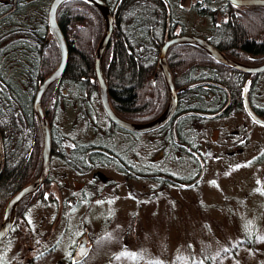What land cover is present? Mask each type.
Masks as SVG:
<instances>
[{
	"label": "trees",
	"instance_id": "obj_1",
	"mask_svg": "<svg viewBox=\"0 0 264 264\" xmlns=\"http://www.w3.org/2000/svg\"><path fill=\"white\" fill-rule=\"evenodd\" d=\"M11 1L0 0V137L3 146L0 220L10 198L38 175L42 136L33 102L40 83L55 70L59 61L57 46L48 32V10H45L48 0H16L14 4ZM169 9L170 5L164 0H114L110 5L113 31L103 54V74L111 108L128 122H150L168 103L167 88L157 62L167 38V25L171 23L167 20ZM235 10L236 7L226 2L222 13L231 14L223 16L213 26L207 41L238 62L250 56L264 58V8L244 7L238 13ZM56 21L68 55L61 78L42 98L50 130L51 157L61 160L77 174H86L95 165L113 167L128 178L152 181L157 192L166 187L181 188L196 183L198 117H181L174 127L175 138L172 120L148 133L130 132L111 123L101 108L93 72L94 52L103 31L100 14L83 1L69 0L58 8ZM166 62L179 90L173 117L190 111H210L206 106L215 110L226 103L227 94L222 88H214V100L210 103L198 102L207 91L198 86L188 87L198 82V70H213L211 79L229 91L232 107L238 108L243 85L240 79L244 74L190 45L170 47ZM201 77L205 76L199 74ZM60 110L69 114L75 112L73 119L78 117L85 122V127L76 128L77 121H74L70 129L72 135L64 133V127L58 122ZM101 120L106 123L105 129ZM89 143L100 145L104 152L88 153ZM23 201L17 205L15 221L4 242L8 238L24 237ZM244 237L246 247L251 248L253 237ZM234 245L237 249L238 244ZM3 249L0 264L24 263L21 248L11 255L7 247ZM209 262L211 260L206 258L205 263Z\"/></svg>",
	"mask_w": 264,
	"mask_h": 264
},
{
	"label": "rangeland",
	"instance_id": "obj_2",
	"mask_svg": "<svg viewBox=\"0 0 264 264\" xmlns=\"http://www.w3.org/2000/svg\"><path fill=\"white\" fill-rule=\"evenodd\" d=\"M193 1L180 5L185 33L204 35L199 29L209 22L199 15L197 19ZM108 2L111 5L114 0ZM75 115L63 110L58 114L59 125L69 136L74 121L76 128L85 127L81 119H73ZM244 124V115L238 113L200 123L196 142L199 138L200 152L207 156L201 183L197 179L187 187H166L163 193L157 192L152 181L125 180L113 167L80 176L53 162L49 175L59 206L32 205L28 223L22 224L24 237L8 238L0 250L7 247L11 255L21 248L27 264H63L71 261V252L84 236L89 252L76 264H206V258L211 260L208 264H264V157L251 162L264 147V135L249 139V144L243 142ZM255 128L264 134V128ZM232 143L239 145L234 155L216 158ZM206 148L210 155L205 154ZM92 179H97L92 187L98 197L86 198L81 190L90 193ZM72 199L78 201L74 206ZM245 235L253 237L251 248L243 242ZM30 244L35 247L28 252Z\"/></svg>",
	"mask_w": 264,
	"mask_h": 264
},
{
	"label": "water",
	"instance_id": "obj_3",
	"mask_svg": "<svg viewBox=\"0 0 264 264\" xmlns=\"http://www.w3.org/2000/svg\"><path fill=\"white\" fill-rule=\"evenodd\" d=\"M69 1V0H52L50 6L48 8L47 13V26L48 32L53 38L59 53V61L58 65L55 70L48 75L39 85L37 92L34 97L33 102V110L38 119L41 136H42V148H41V167L38 176L29 184L21 188L10 200L6 203L2 218L0 221V241L6 236L8 231L10 230L13 217H14V210L18 203L29 194L35 192L45 181L47 173H48V166H49V159H50V151H51V138H50V130L47 121V117L42 108V97L44 93L49 89V87L57 82L66 67L67 63V46L64 40L63 34L60 31L57 21H56V13L58 8L61 6L62 3ZM83 1L92 7H94L101 16L103 22V31L100 40L98 41L96 50L94 52V60H93V72L98 84V97L101 104V108L106 115L107 119L113 123L114 125L130 131L134 133H146L153 131L163 124H165L170 117L173 115L176 106H177V93L179 90L176 89L171 72L168 68V64L166 62V54L170 47L174 45H193L202 49L205 53L210 55L215 61L218 63L241 73L249 74V73H257L264 71V63L258 67H249L242 63H239L222 52L212 46L206 39L201 37L192 36V35H180L172 37L164 42L161 46L158 56V68L160 73L163 77L164 83L167 88L168 93V103L164 109V111L154 120L147 122V123H132L128 122L122 118H120L111 108L109 100H108V93H107V85L103 74V54L105 49L108 45L110 37L113 31V15L109 8V6L103 0H79ZM229 4L236 6V7H262L264 8V0H226ZM198 86V82L189 85L188 87H196ZM224 90L226 88L222 87ZM244 99V106L250 114V116L257 121L258 123L264 124V121L260 118L256 117L249 109L248 103L246 101L245 95H243ZM229 103L227 102L226 105L214 114L207 115L208 117H214L222 112H224L228 108ZM184 115H198L196 111H190L179 115L174 123H173V132L176 121ZM175 137V132H174ZM3 168V146L0 137V173ZM88 252V246L86 245V239L83 238L81 243L79 244L78 248L76 249L73 255V262L81 261Z\"/></svg>",
	"mask_w": 264,
	"mask_h": 264
},
{
	"label": "flooded vegetation",
	"instance_id": "obj_4",
	"mask_svg": "<svg viewBox=\"0 0 264 264\" xmlns=\"http://www.w3.org/2000/svg\"><path fill=\"white\" fill-rule=\"evenodd\" d=\"M103 1L110 8L108 0H103ZM164 1H165V3L170 5V9H169L170 13L168 14L167 20L171 21V23H169L167 25V29H166L167 38L164 40V42L166 40L172 38V37H175V36L188 35V34L185 33L186 23L183 21L185 15L182 16L184 11L180 7V5L185 4V2L187 0H173V1L172 0H164ZM11 2L14 4L16 2V0H12ZM226 2H227L226 0H194L193 4H191V5L193 6V10H195V12H196L197 19H198V15H199L200 20H206V22H209V24L206 25L207 27L203 28V30H202V26H201V29H199V33L202 31V33L204 35H198V36L194 35V34H190V35L201 37V38L207 40V38L210 37L209 35H211V33H212L213 26L220 22V21H217V17L216 16L219 17V15H221L223 17V16H229L231 14V13H225V14L222 13V11L224 10V6L226 5ZM217 6L219 7V11H217ZM234 7H236V6H234ZM240 8L241 7H236L235 13H238ZM11 10H12V8L7 13H9ZM210 11H213V13L211 14ZM169 15H171V17H169ZM200 24H202V23L200 22ZM193 26L194 25L192 24V27ZM169 27L171 28V32L169 31ZM207 33H209V35ZM190 46H193V45H190ZM193 47H196V46H193ZM196 48H199V47H196ZM200 50H202V49H200ZM239 63H242V64H244L246 66H249V67H258V66H260V65H262L264 63V58H261V56L260 57L250 56L246 61L239 62ZM102 68H103V66H102ZM213 72H214L213 70L212 71L211 70H198V87H202L204 90L207 91L206 95L201 96L200 97L201 100L198 101V102L210 103L211 101L214 100V98H213V90H214V88H222L223 87L222 85H220L219 83H217L216 81L211 79L210 75L213 74ZM199 74L204 75L205 76L204 79H203V77L199 78ZM242 74H244L245 77L243 79H240V81L243 83V85H242L241 91H240V98H239V104H238L239 106H238V108L232 107V105H231L232 100L230 98V93H229V91L227 89H225L224 91L227 94L226 103L228 102L229 105H228V108L224 112H222L221 114H219L217 116H214V117H208L207 116V115L214 114V113L218 112L219 110H221L226 105V103H223L221 106H218V108L215 109V110H211L209 108V106H206V110H210V111L198 110V115H192V116L198 117V124L195 127L197 133H199V130H200V128L198 129V126L200 125V123H202L204 121L205 122H213V121L218 120L219 118H222L224 116L229 115L230 113H235V114L238 113V114H243L244 115V120L247 123V124H244L243 127H241L242 132L244 133V137H242V141L243 142L249 144V139L250 140L251 139L254 140L256 137H260V135H264L262 132H257V130L255 128V126L256 127H260V128H264V124L258 123L257 121H255L250 116V114H248V112H247V110H246V108L244 106V99H243V95H245V98H246V101L248 103L250 111L256 117H258V118H260L261 120L264 121V71L257 72V73H249V74L242 73ZM195 83H197V82H195ZM182 114L183 113H181L180 115H182ZM178 116L179 115H176V116L173 117V115H172L170 117L169 120H172V125H173L175 119ZM181 117H184V116H181ZM177 121H176V123H177ZM150 132H153V131H150ZM146 133H148V132H146ZM230 133L232 135L233 132L231 131ZM173 136H174V134H173ZM226 139H224V140H226ZM197 143H198V155H197V158H198V184H200L201 181H202V180L200 181V179H201V176H202L203 171H204V160H205V158L207 156H205V158H204L203 155L200 152L202 143H201V141H199V138H198V142ZM216 144H218L219 148L221 147L218 141H216ZM85 145H87V144H85ZM95 145H94V143H89L88 146H87L88 147V151L87 152L88 153L104 152L99 147L100 145H96V146ZM238 146L236 145V143H232V146L230 147V149H228V151L227 150L223 151L225 154L227 153V155H224V153H221L220 155H217L216 158L222 157V156H227L228 157L229 154H231V153H233L232 155H234L236 152H233L234 151L233 149L238 147ZM205 152H206L205 153L206 155H210L212 153L209 148H206ZM263 155H264V147L262 148L261 152L259 151V154H256V156L251 160V162L257 161V160H262L263 157H264ZM86 159L88 160V157ZM55 161L61 162V164L65 168L71 170L61 160L56 159L54 157H51V151H50L48 173H47L45 181L43 182V184L35 192L29 194L28 196H26V197H24L22 199V200H24L23 201L24 202L23 203V207H24V221H22L21 224L28 223L27 214L30 211L29 210L30 207L32 205H34V204H39V205L44 206V207H46L48 205H55L56 207L59 206V202L55 198V196L53 194V191H52V183L54 181L49 175L50 174V167H51V165H53V162L55 163ZM40 162H41V160H40ZM40 167H41V163H40ZM97 168L100 169V168H106V167H103V166L101 167L99 165H95V167H92V170L90 172L94 171V169H97ZM39 172H40V169H39ZM39 172H38V174H39ZM88 173H86V174H78V175L84 176V175H87ZM120 175L124 176L125 180H131L132 181V180H136L137 179V178H132V177L128 178V176L123 174V173H120ZM96 181H97V179H92L91 184H90L91 187L95 186ZM43 185H44V188H42ZM96 190L97 189H95V187H92V190H91L90 193H86L85 190H81V193H82V196H84L86 198H88V196L90 194H91V196L98 197V195L96 193ZM76 201L77 200L72 199V203L70 205L74 206L76 203H78V201L77 202ZM16 210H17V206L15 207V210H14L13 223L15 221ZM13 223H12V225H13ZM4 238L0 241V244L2 242H4ZM83 238H84V236H82L80 238V242L78 243L77 247L73 250V252H71V261H67V262H65L63 264H76V263L81 262V261L73 262L72 258H73V255H74L76 249L78 248V246L81 243ZM85 239H86V245L88 246V252H89V248H90L89 247V242H88V239L86 237H85ZM32 249H34V248L28 247L27 251L31 252ZM88 252H87V254H88ZM25 260H26V258H25ZM31 260H33L32 257L29 258V262ZM23 264H27V262L25 261Z\"/></svg>",
	"mask_w": 264,
	"mask_h": 264
},
{
	"label": "snow or ice",
	"instance_id": "obj_5",
	"mask_svg": "<svg viewBox=\"0 0 264 264\" xmlns=\"http://www.w3.org/2000/svg\"><path fill=\"white\" fill-rule=\"evenodd\" d=\"M262 239H264V238H262Z\"/></svg>",
	"mask_w": 264,
	"mask_h": 264
}]
</instances>
